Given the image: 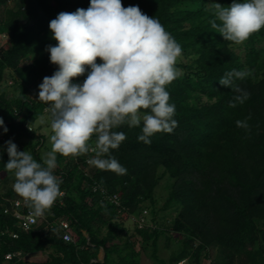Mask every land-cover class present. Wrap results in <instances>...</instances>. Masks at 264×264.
<instances>
[{"label": "trees", "instance_id": "1", "mask_svg": "<svg viewBox=\"0 0 264 264\" xmlns=\"http://www.w3.org/2000/svg\"><path fill=\"white\" fill-rule=\"evenodd\" d=\"M215 2L227 7L233 0H122L125 7L138 5L157 17L188 60L176 63L182 72L167 85L178 126L173 133H157L151 144L138 141L141 127L116 129L126 133V140L112 150L127 169L124 175L94 166L87 174L84 167L95 156L91 151L78 157L57 154L54 174L64 194L29 231L6 212L11 207L7 198L20 196L10 186L14 178L4 167L9 157L3 151L0 264H141L138 246L149 244L160 264H204L213 248L221 256L212 264H264V28L241 44L225 40L212 27ZM89 6L90 0H0V117L8 128L6 134L0 128V149L7 139H26L18 149L43 162L46 136L34 125L50 116L45 102L38 100V86L58 68L46 51L58 43L49 24L61 12ZM4 34L8 39L2 43ZM233 69L248 75L220 85ZM8 72L15 88L10 96L2 89ZM86 76L73 81L83 83ZM237 86L250 96L233 107ZM237 120H247L248 127H238ZM95 142L93 136L90 145ZM162 183L169 193L158 209L156 191ZM106 195L117 196L119 203ZM175 206L176 216L158 223L161 212ZM28 210V203L21 208ZM134 215L147 224L139 227L137 222L130 235L125 220ZM59 220L69 221L73 241H65ZM164 236L172 250L168 260L158 255ZM43 252H48L45 260L34 259Z\"/></svg>", "mask_w": 264, "mask_h": 264}, {"label": "clouds", "instance_id": "2", "mask_svg": "<svg viewBox=\"0 0 264 264\" xmlns=\"http://www.w3.org/2000/svg\"><path fill=\"white\" fill-rule=\"evenodd\" d=\"M214 7L212 27L219 28L227 41L241 44L264 28V0H233L227 7L215 2ZM49 28L58 43L46 51L58 68L43 78L38 100L45 102L49 112L51 151L39 162L11 139L0 149V160L3 151L9 157L4 167L14 175L13 190L36 217L45 215L63 194L62 181L54 174L57 154L78 157L92 151L95 156L88 159L89 165L124 175L127 169L112 150L126 140V133L116 129L141 127L138 141L151 144L154 135L173 133L178 126L167 85L179 75L176 63L182 47L157 17L138 5L125 7L122 0H90L87 9L59 13ZM86 72L83 83L73 81ZM246 75L233 69L219 84L227 87L234 78ZM235 91L239 95L233 107L250 96L238 86ZM236 124L248 127L247 120ZM0 128L8 132L2 117Z\"/></svg>", "mask_w": 264, "mask_h": 264}, {"label": "rangeland", "instance_id": "3", "mask_svg": "<svg viewBox=\"0 0 264 264\" xmlns=\"http://www.w3.org/2000/svg\"><path fill=\"white\" fill-rule=\"evenodd\" d=\"M9 5H12L11 1H10ZM3 10H4V8L2 7L0 9V17H2ZM7 39H8L7 35H5V34L2 35V37H1L2 43ZM186 62H188V60L184 55H181L177 60V64L186 63ZM178 72L181 73L182 70L179 68ZM13 83H14V80L11 78V76L8 72L6 74V81L2 84V89H7L9 96L12 95L15 91ZM50 123H51L50 117L45 115V116L39 118L35 122V125H34V128L38 129V133H43L46 136V142H45L43 148L41 149V155L43 156V158L46 157V154L49 151H51V148H52L50 136L53 134V131L50 127ZM6 141H8V139ZM26 142H27L26 139H24V140H20V141L16 142V144H17V146H23L24 143H26ZM13 178H14V175H13ZM13 183H14V181L11 183V185H10L11 187H12ZM156 192H157L156 197H157V202H158L157 207H158V209H160L163 207V205L165 204V202L168 198L169 190L167 188V184L162 183V185L157 189ZM177 210H179V207L175 206L173 209H171L169 211L161 212V214L158 216V223H167L168 221H171L176 216ZM142 219L139 218L138 215H134V216H131L130 219L125 220V225L128 227V229L130 231V235H132L135 232V228L137 227V222L138 223L140 222L139 224H142V222H143ZM42 221H43V219H42ZM140 226L141 225H139V227ZM139 248L141 251V264H160L152 258L153 246L151 244L145 246L144 248L140 247V245H139L138 249ZM247 248L252 249V246L248 245ZM261 248L264 249V242H262ZM171 251L172 250L167 248L165 236L161 237V239L159 240V250H158L159 257L161 259L168 260V258L171 255ZM210 252H211V258L209 260L205 261L204 264H212V262L214 260L219 261V257L221 256L220 251L216 250V248L215 249L213 248V249H211ZM28 257H31V256H28ZM47 257H48V252H43V253L34 255L35 260H45ZM100 258L101 259L103 258V254H101ZM181 264H187V263L182 262Z\"/></svg>", "mask_w": 264, "mask_h": 264}, {"label": "built area", "instance_id": "4", "mask_svg": "<svg viewBox=\"0 0 264 264\" xmlns=\"http://www.w3.org/2000/svg\"><path fill=\"white\" fill-rule=\"evenodd\" d=\"M84 168H85V172L87 174H89L92 166L87 163V166H85ZM95 190H97V189L95 188ZM105 198L112 200L113 202L119 203V198L117 196L110 197V196L106 195ZM7 201H9L11 203V207H8L6 212L7 213L12 212L13 215L19 219V226L23 230L29 231V230L33 229L34 227H37L38 225L41 224L42 217L34 216L32 210H28L26 213L21 211V208H24L27 204L26 201L24 200V198H22V197L14 198V199L13 198H7ZM146 213H147V211H145V214ZM142 221L143 222H142V224H140L141 225L140 227H143L145 224H147L145 219H142ZM59 223H60V226L66 231V233L64 235L65 241H68V242L73 241L72 235L68 232V230L70 229L69 221L68 220H59ZM11 258H12V255L7 256V259H11Z\"/></svg>", "mask_w": 264, "mask_h": 264}]
</instances>
